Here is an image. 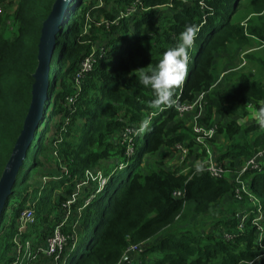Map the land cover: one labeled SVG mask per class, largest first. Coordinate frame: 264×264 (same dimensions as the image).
<instances>
[{
    "label": "trees",
    "instance_id": "trees-1",
    "mask_svg": "<svg viewBox=\"0 0 264 264\" xmlns=\"http://www.w3.org/2000/svg\"><path fill=\"white\" fill-rule=\"evenodd\" d=\"M54 1L0 0V175L30 104L40 29ZM203 1L204 7L198 0L69 2L56 35L42 121L0 216L1 264L15 259L10 254L22 210L32 206L35 223L20 236L32 239L35 230V241H44L62 219L61 205L87 173L96 171H101L104 184L89 178L72 204L76 210L87 201L77 237H70L62 252L64 264H126L123 257L132 246H140L134 264H239L258 254L255 228L249 221L239 235L224 239V232H237L235 212L218 219L214 233L200 234L190 226L216 213L223 203L239 205L235 184L228 178L195 168L187 173L164 166L147 172L142 168L144 158L176 145L186 146L189 157L202 152L201 162L216 156L211 144L214 154L206 142L203 151L196 146L193 123L187 124L195 112L180 115L177 109L202 92L197 121L215 128L206 139L209 143L215 136L226 138L220 161L229 158L228 166L234 170V161L264 149L262 123L240 122L251 111L264 118V55L257 59L263 78L240 73L231 84L213 85L219 52L259 47L264 53V0L256 1L245 22L237 16L245 0ZM189 26L195 37L188 51L187 75L168 102L156 104L154 91L139 83V73L177 45ZM254 41L259 44L254 46ZM89 55L95 62L83 71L81 63ZM177 156L184 162L180 153ZM261 163V170L251 169L244 177L264 206V158ZM33 175L40 177L39 183L30 182ZM179 190L184 194L176 197ZM75 218L70 216L63 226L65 234H71Z\"/></svg>",
    "mask_w": 264,
    "mask_h": 264
},
{
    "label": "built area",
    "instance_id": "built-area-1",
    "mask_svg": "<svg viewBox=\"0 0 264 264\" xmlns=\"http://www.w3.org/2000/svg\"><path fill=\"white\" fill-rule=\"evenodd\" d=\"M201 4L204 5L203 3ZM94 62V56L89 55L81 63L82 70L88 71ZM80 77L81 75H77V79H80ZM202 99L203 94H200L196 96L192 102L179 105L177 108L180 115L188 112H195L192 115V117L196 115L193 117L194 120H192V123L194 133L197 135L195 139L196 146L205 145L206 139L204 138H211L215 134L214 127L206 128V126L197 121L201 116L202 106L200 103ZM72 101V99H69V103ZM262 120H264V118L260 116V114L256 113L254 122L261 123ZM176 148L179 149V153L183 158L188 157L190 151L186 146L176 145ZM208 153L209 152L207 151V154ZM263 158L264 149L256 152L250 157L242 158V162L234 170H232L229 168L227 161H217L214 157L209 155V159L206 162H203L205 166L203 168L196 169L197 171L203 170L209 172L214 177L228 178L231 183L235 184V199L239 202V207L241 208L240 213L235 215V219L238 222L237 232H224V239L230 241L236 235H239L244 231V225L248 221L255 228L254 245L258 250V254L254 258L242 261L239 264H259V262L264 259V206L261 200L255 196V193H253V191H249V180L244 177L245 173L251 169L261 170L263 168L261 163ZM86 175V180L76 186L75 194H73L70 199L61 205L65 209L62 214V219L57 225H55L52 232L45 237L44 241H35L29 238L23 239L21 237L23 234L27 233L35 223L34 208L32 206H28L22 210L17 219V234L13 239L15 259L10 264H36L37 261L42 258L51 261L52 264H60L61 261H63L62 264H64L62 252L67 244V240L70 237H77L81 206L74 210V213H77L78 216L71 221V234H65L62 231V228L70 219L71 206L77 201L76 197L79 195L80 187H82L85 183H88L89 178L90 181H96L99 186H102L105 181L101 171L89 172ZM174 194L176 197H179L180 195H183L184 192L179 190L174 192ZM90 198L91 197H89L88 200H90ZM139 248L140 246H132L128 250L126 257L129 254L135 256V253L139 251Z\"/></svg>",
    "mask_w": 264,
    "mask_h": 264
},
{
    "label": "rangeland",
    "instance_id": "rangeland-1",
    "mask_svg": "<svg viewBox=\"0 0 264 264\" xmlns=\"http://www.w3.org/2000/svg\"><path fill=\"white\" fill-rule=\"evenodd\" d=\"M256 1L257 0H245V5L242 8H240L239 12L237 13V16L242 20V22H245L250 17V15H251L250 12L253 8V5L256 3ZM198 2L202 7H204L205 3L203 0H198ZM201 3H203L204 5H202ZM10 27H11L10 30L12 32H14L15 27L12 26V23H10ZM9 35H11L10 32H9ZM68 41L71 42L72 38L69 37ZM253 44H254V46H257L259 43L257 41H254ZM262 55H264V53L262 52L261 49H259V47H254L252 49H246V47H243V48L242 47H236V48L228 49L226 51L219 52L215 56V60H214L215 81H214L213 85L215 87H221L227 83L231 84L232 82H234L237 79V77L240 73H249L250 76H252V77L254 76L257 79L263 78V76H261L262 72L259 70V68L257 66V59L259 56H262ZM200 94H203V97L205 96L204 92L199 93L198 95H200ZM252 112H254V111H252ZM195 116H193V117H195ZM193 117L191 116V121H189L187 124H190L192 122V120H194ZM254 118H255V116L252 119H250V117L247 116L246 119L240 120V122L242 124L248 125V124H251L253 122ZM198 121H199V119H198ZM205 139H208V137H206ZM206 144L212 153L214 151V153L219 156L225 150V147L227 145V140L225 137H216L215 136L212 138L210 143L207 140ZM210 144H211L213 151L210 147ZM131 148L132 147H130V149L128 150L129 155L132 154ZM199 150L203 151L201 146L199 147ZM178 153H179V149H177V148H168V149L166 148V150L161 151L158 154V156H156V157L144 158L142 168L145 172H147L148 170L154 169L157 166H164L167 169L179 170L180 173H187L192 168L200 169V168H203L205 166L203 164V162H201L203 157H204V154H203V157L198 156L202 152L200 154L192 153L190 157L188 155L189 158L188 157L184 158V162H181L180 159H178V156H177ZM47 166L49 167L50 172H53V173L55 172L54 166L52 164L47 165ZM28 169H29V167H28ZM39 178H40L39 176L37 177L36 175H33V176H31L30 182L38 181V183H39ZM80 189H81V187H80ZM249 191L252 192L251 189H249ZM54 194H56V192ZM255 196L259 199L261 198L256 192H255ZM77 198L78 197H76V199ZM79 202H81V201H79ZM86 202L87 201L85 199V201L81 205L80 215H81V210L84 207V204ZM75 203H77V201ZM64 210H65L64 207H62L59 211H62V213H63ZM240 210H241V208L239 207V205H236L234 203L233 204L232 203H223L222 206L217 209L216 213L212 212L209 216H205L204 218H202L200 220H194L191 222L190 226L191 227L194 226V228H196L200 232V234H201V232H203V233H207V232L212 233L213 232L214 233V230H216V228H217L216 227V225H217L216 221L218 219H222L223 217H227V216L229 217V215L227 214L228 211H231V213L235 212L236 214H239ZM55 214L56 213H54L53 216H55ZM71 216H74V217L78 216L77 213H74V209L72 206H71ZM10 217H11V215H7L8 220L10 219ZM34 231L35 230H33V236L35 238H38ZM200 234H197V235H200ZM13 245H14V242H13ZM62 263H63V261L60 262V264H62ZM209 263L214 264V261H210ZM36 264H52V263H51V261L48 262V261H45L44 259H39Z\"/></svg>",
    "mask_w": 264,
    "mask_h": 264
},
{
    "label": "water",
    "instance_id": "water-1",
    "mask_svg": "<svg viewBox=\"0 0 264 264\" xmlns=\"http://www.w3.org/2000/svg\"><path fill=\"white\" fill-rule=\"evenodd\" d=\"M71 0H55L47 18L42 22L38 42L37 66L32 73L30 104L23 120L22 129L15 141L10 156L0 175V216L7 197L16 180V174L23 163L26 150L35 130L42 121L49 92V70L56 44V35L63 24V17ZM126 258V255L123 259Z\"/></svg>",
    "mask_w": 264,
    "mask_h": 264
},
{
    "label": "clouds",
    "instance_id": "clouds-1",
    "mask_svg": "<svg viewBox=\"0 0 264 264\" xmlns=\"http://www.w3.org/2000/svg\"><path fill=\"white\" fill-rule=\"evenodd\" d=\"M194 37L195 29L191 26L187 27L180 34L177 45L164 51L161 59L154 66L140 71L139 83L154 91L156 95L154 103L168 102L174 88L184 81L188 72V51L194 42ZM261 123L264 125V120ZM144 126H147V122Z\"/></svg>",
    "mask_w": 264,
    "mask_h": 264
},
{
    "label": "crops",
    "instance_id": "crops-1",
    "mask_svg": "<svg viewBox=\"0 0 264 264\" xmlns=\"http://www.w3.org/2000/svg\"><path fill=\"white\" fill-rule=\"evenodd\" d=\"M256 115V112L254 111V112H250V114L248 115L249 117H250V119H252L254 116ZM247 118V117H246ZM245 118V119H246ZM255 119V118H254ZM253 122H254V120H253ZM262 129H263V131H264V125H262ZM262 131V130H261ZM215 155H213V157H214ZM215 159H217L218 161H220L219 160V156L218 155H216L215 157H214ZM227 160H225V161H227V163H228V165L230 164L228 161L230 160L229 158H226ZM224 160V159H223ZM222 161V160H221ZM242 162V158H241V160L240 161H234V164H235V166L234 167H237L240 163ZM234 167H232V168H234ZM32 237V239L33 240H35V239H37V238H35L34 239V236H31ZM41 240V239H40ZM11 256H13L14 258H15V254H14V250H13V252L10 254ZM42 259H44V258H42ZM45 261H48V260H46V259H44ZM124 261H127V263L126 264H134V261H135V257L134 256H127L125 259H123Z\"/></svg>",
    "mask_w": 264,
    "mask_h": 264
}]
</instances>
